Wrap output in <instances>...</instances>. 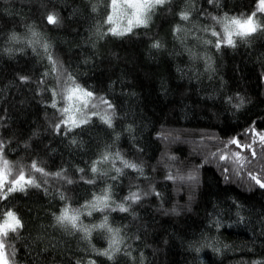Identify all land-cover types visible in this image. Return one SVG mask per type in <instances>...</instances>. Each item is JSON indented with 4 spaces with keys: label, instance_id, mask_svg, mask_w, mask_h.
<instances>
[{
    "label": "trees",
    "instance_id": "obj_1",
    "mask_svg": "<svg viewBox=\"0 0 264 264\" xmlns=\"http://www.w3.org/2000/svg\"><path fill=\"white\" fill-rule=\"evenodd\" d=\"M259 3L169 0L147 27L114 36L105 23L112 0H0V142L9 162L0 196L21 170L40 185L0 199V218L11 210L23 225L7 238L9 264H264V188L249 176L264 182V148L253 133L264 134V13L234 46L217 47L212 35L213 17L244 20ZM77 86L95 107L69 131L60 109ZM233 139L252 144L256 158ZM105 190L109 209L85 207ZM133 192L135 203L125 199ZM66 206L89 228L107 215L120 229V251L111 260L98 254L109 249L106 230L88 240L57 224Z\"/></svg>",
    "mask_w": 264,
    "mask_h": 264
},
{
    "label": "snow or ice",
    "instance_id": "obj_2",
    "mask_svg": "<svg viewBox=\"0 0 264 264\" xmlns=\"http://www.w3.org/2000/svg\"><path fill=\"white\" fill-rule=\"evenodd\" d=\"M260 2V11H264V0H259ZM166 3V0H123V3H118V0H112V9L113 13L117 12L118 8H126L128 10H131V17L128 20V27L124 29L118 30L116 27H112L108 29V32H110L114 36H122L125 35L127 32H130L132 30V27L134 26H148V22L151 19L150 13L154 12L157 6H162ZM93 11H95V8H93ZM256 13H253L251 16H249L246 20L241 21L236 18H227L225 17L224 20H218L216 17H213L214 20H216L217 23L223 24V41L226 42L228 45H233L234 46V40L233 36H239L241 38L246 37L250 35L251 33L255 32L260 25L256 24L254 21ZM180 17L182 20H188L189 16L186 12H182L180 14ZM134 18V19H133ZM47 20L50 24H55L57 23V18L54 15H48ZM114 18L113 15L110 14L107 17V20L105 23H113ZM179 30V29H178ZM107 34V33H105ZM33 37H37L38 33L32 32ZM213 36H217L218 38L221 37V34L216 32L215 30L212 31ZM12 40H16L17 37L13 35L11 37ZM31 43V42H30ZM220 39H218L217 42V47H219ZM44 48V51L47 52L49 45L47 43H44L42 45ZM153 47H160L159 43H155ZM35 50V49H33ZM48 59L50 63L53 65V71L56 70V61L52 59L51 54L48 55ZM22 81L27 80V77H21L20 78ZM67 95L64 97L69 102V106L64 107L60 109V111L65 114V119L61 121V123L65 125H70L68 130H71V127H78L79 124L81 123H87V120H80L77 121L70 113L71 112H78L80 111L79 107H76L73 104V101H80L81 97L76 96L75 94L77 92H82V90L79 89L77 86L76 88H69L66 90ZM83 96L86 97H91L92 93L91 92H83ZM55 95V92L53 93ZM106 103V102H105ZM83 106L86 107L87 103L86 101L83 102ZM52 107H56L55 102H53ZM95 107V105H93ZM108 107L111 108V104H108ZM95 115V113H93ZM101 119L103 120L104 123H106L109 127H112V119L111 116H102ZM57 131H59L60 125L58 124L56 126ZM254 135L259 136L260 140V147L264 148V134L262 133H255L253 130ZM75 143V141H73ZM230 143L236 144L238 148H241L243 150L244 148H247L251 152L252 159L254 160L257 155V151L255 148H253L252 144L248 145H240L239 141L236 139H233ZM256 141L253 140V144H255ZM3 153V143L0 142V161H2L3 169H0V190H2L5 185H4V178H5V171L9 169V162L6 159H3L2 156ZM232 156L235 158L233 162L239 163L241 167H243V161L246 159L245 157H242L240 152H235L232 154ZM116 158L121 160V163L123 164L124 167L132 168L134 170H138L142 173V169L138 168L136 164H132L128 162L127 160H124L119 153H116ZM109 159L108 154H105L103 157V160L107 161ZM221 160H227L228 156L227 155H221L220 156ZM250 162V161H249ZM32 169L36 172H40L42 175L47 176L48 173H45L42 168L37 167L36 163L33 162L32 164ZM227 170V169H226ZM80 171H83L81 169ZM91 171L93 173L97 172V168L95 164L93 165ZM122 169L117 168L116 172L119 174L121 173ZM58 177H62L61 173H56L55 174ZM249 176L252 180H254L261 188H264V182H262L261 179H259L256 175H253L249 173ZM171 179V176L169 177ZM115 179V177H113ZM73 181L72 180H67V183L71 184ZM87 183H95L94 180H89L86 181ZM9 187H7V191L3 192V195L0 196V199H6L7 195L12 192L20 191L24 192L26 190L27 186H35L39 187L40 185L36 183V180L32 177L25 178L23 170L20 171V174L17 178L13 179L10 182ZM110 189V186H109ZM62 200L64 199V196L61 195L60 197ZM140 195L138 193H131L130 196L126 197V200H131L133 203L138 201L140 199ZM110 200V191L105 190L104 193L100 196H94L93 202H91L90 205H85V207H91L92 210L95 211H100V212H105L107 209L110 208L109 204ZM117 208L124 212L128 211V208L124 206V204H119L117 205ZM116 208H111V211H116ZM87 215L91 216L92 212L89 211ZM80 219V213L79 210H73L70 212V209L66 206L61 210V214L58 216H55V220L57 224H59L61 227L67 228L70 226L72 229L76 231H81L84 233V239L90 240L92 230L93 229H100V230H106L107 233L110 234L111 238L109 240V249H106L105 251L98 253L99 255H104L107 256L109 260L113 258V255L115 252L120 251L119 244L121 242V239L119 237L120 229L118 228H113L111 225L108 223V216L105 215L103 218V221L98 224V225H92L91 228L87 226H83L82 224L78 223ZM23 225L20 221V219L17 217V215L11 211L8 210L3 213L2 218H0V264H9L8 259H7V254L5 253V244L7 241V238L9 236V233H17L18 229L22 228ZM111 250V251H110ZM79 264V262H77ZM88 264H95V261H89Z\"/></svg>",
    "mask_w": 264,
    "mask_h": 264
},
{
    "label": "rangeland",
    "instance_id": "obj_3",
    "mask_svg": "<svg viewBox=\"0 0 264 264\" xmlns=\"http://www.w3.org/2000/svg\"><path fill=\"white\" fill-rule=\"evenodd\" d=\"M169 0H166V3L168 2ZM118 3H123V0H118ZM165 3V4H166ZM164 4V5H165ZM164 5H162V6H164ZM162 6H157L156 7V9L154 10V12L156 11V10H158L160 7H162ZM260 7H261V5H260V3L258 4V7H257V10H256V14H259V13H264V11H260L259 9H260ZM154 12H152V13H150V15H152ZM110 14H112L113 15V18H114V22L113 23H111L110 25H111V27H116L118 30H120V29H124V28H127L128 27V20L130 19V18H132L131 17V10H128V9H126V8H118L117 9V12L116 13H113V9H111V13ZM134 19V18H133ZM231 19V18H230ZM237 19V18H236ZM254 19V21L256 22V19H255V17L253 18ZM238 20H241V21H244V20H246V19H238ZM256 24H257V22H256ZM139 27H141V26H134V27H132V30L133 29H136V28H139ZM131 30V31H132ZM216 32H218V33H220L221 34V37L219 38L220 40H222L223 41V39H222V37H223V35H224V33H223V24H219L218 25V27L216 28V30H215ZM128 33V32H127ZM217 37V36H216ZM236 36L234 35L233 36V40H234V38H235ZM218 38V37H217ZM223 43H225V44H227L226 42H224L223 41ZM69 88H76V87H69ZM80 89V88H79ZM80 90H82V89H80ZM83 92H85L84 90H82V92H77L75 95L76 96H78V97H81V100L78 102V101H73V104L76 106V107H79L80 108V111H78V112H71L70 114L77 120V121H79L80 120V118H81V116L82 115H84V114H87L88 113V111L89 110H91L92 109V107H93V101H92V97H86V96H83ZM67 95V91H66V94H65V96ZM84 101H86V103H87V106L86 107H84L83 106V102ZM64 104H65V107H67V106H69V102L65 99V101H64ZM103 111H104V114H108V111L106 110V109H103Z\"/></svg>",
    "mask_w": 264,
    "mask_h": 264
}]
</instances>
